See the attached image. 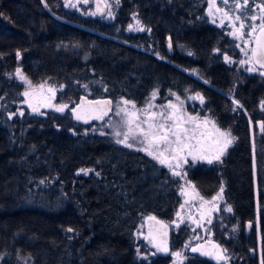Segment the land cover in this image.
<instances>
[{
    "label": "trees",
    "instance_id": "1",
    "mask_svg": "<svg viewBox=\"0 0 264 264\" xmlns=\"http://www.w3.org/2000/svg\"><path fill=\"white\" fill-rule=\"evenodd\" d=\"M213 1L107 0V19L63 0H0V264H172L143 257L140 232L148 216L172 223L180 178L117 143L100 129L106 119L83 125L69 113L81 97L140 107L153 93H198L196 108L234 138L222 159L186 168L203 197L223 188L232 211L221 223L232 228L226 238H170L179 247L192 239L183 264H213L190 252L204 240L225 246L230 264H261L264 131L250 123L264 124V71L249 59L251 45L238 46L239 31L212 19ZM18 77L61 87L67 107L35 111Z\"/></svg>",
    "mask_w": 264,
    "mask_h": 264
},
{
    "label": "rangeland",
    "instance_id": "2",
    "mask_svg": "<svg viewBox=\"0 0 264 264\" xmlns=\"http://www.w3.org/2000/svg\"><path fill=\"white\" fill-rule=\"evenodd\" d=\"M63 1L66 9L79 11L83 10L84 6H87V8L91 9V14L94 15V0ZM103 1L107 7L106 18L111 19V17H113L112 7L107 0ZM260 5V0H248L247 4L244 3V0L242 2L241 0H228V3H224V0H214L209 4V12L212 19L219 26L231 27L233 34L236 30L240 31L238 35V46L243 47V45L245 46L246 44L252 45L260 24L259 21H253L251 17L259 14L258 10ZM238 16L241 18L237 19ZM241 24L244 25L243 28L240 27ZM251 25L257 26L254 32L250 27ZM141 28L142 27L138 26L136 23L131 26L133 31L140 30ZM249 52L251 55L250 49ZM156 56L161 58L159 55ZM189 73L196 74L194 71H190ZM17 80L23 83L25 92L34 90L39 97H43L48 107H67L66 104L58 102L56 98L57 93L62 89L61 87H55L49 81L31 84L25 78L18 77ZM41 85H43V87H41ZM25 92L23 91V102L27 104L30 100L25 95ZM202 104L203 101H201V96L198 93H187L180 97L169 93L162 99H159L156 95L150 96L145 100L144 104L140 107L135 106V108L132 107V103L123 104L122 101H120L112 106L109 114L105 118L106 122L100 126V129L106 131L114 140H123L124 133L128 132L129 129V125H127L125 121L130 117L125 116L123 112H121L120 115H116V111L120 108H124L129 114L135 113V119L131 127L133 129L132 134H135L136 139H131L132 134H130L128 142L133 144L131 148L136 150L141 149L140 151L143 152V154L159 163L160 160L154 157L158 156L160 152H163L161 159H164L165 163H160L161 166L165 168L167 166L168 168L166 169H169L173 174L178 173V175H174L180 178L181 181L179 190L180 201L170 221L172 223L168 225L170 231L169 239L166 243L162 244L153 234L141 231L140 236L147 249V255L143 257L148 258L154 255H168L172 260V264H183L186 259V252L189 250L190 245H192V239L191 241L188 240L185 242L184 246L179 247L178 245H174L170 238H174L181 233L192 234L193 237H210L217 236L222 233V231L224 238H226L228 234L231 233L230 230L232 227L221 223L222 217L230 213L225 210L230 207V205L224 199V194L218 192L213 197H203L199 193L198 188L188 179L187 175V167L195 166L196 164H209V159H211L212 162L217 160L215 156L219 154L220 149L223 147L224 140L217 132V129H219L220 132L230 133L228 130L218 125L214 116L207 112L200 113V106L196 108V105ZM162 112L165 114L164 116L159 115V113ZM153 113L157 115L154 119L149 120ZM169 114H174L180 118V127L184 129L182 132V144L195 146L197 159H193V156L189 154L190 149L188 147H185L183 151H177V145L175 143L171 145L161 143L151 146H149L147 141L140 143L143 137L140 136L137 126L139 125L144 130H147L148 124L144 123V121L149 120V122L154 125L165 124V131H167V128L171 127L174 123L173 120L167 119ZM250 127L251 129H256L254 123H250ZM116 132H120L121 135L116 136ZM231 137L233 136L231 135ZM169 140L175 141V136L169 134ZM232 143L228 145L223 155L220 156V159L227 154ZM165 149L168 150L165 151ZM149 152H152V155H149ZM214 197L218 198L213 199ZM201 206L204 207L203 211L200 210ZM195 211H198V213L195 214ZM192 215L195 216L194 219L191 220L190 217ZM202 215L204 218H202ZM256 234L258 235L257 230ZM186 245L187 247H185ZM221 248L228 259L229 256L227 255L225 246ZM176 252H179L180 255L176 256L174 254Z\"/></svg>",
    "mask_w": 264,
    "mask_h": 264
},
{
    "label": "snow or ice",
    "instance_id": "3",
    "mask_svg": "<svg viewBox=\"0 0 264 264\" xmlns=\"http://www.w3.org/2000/svg\"><path fill=\"white\" fill-rule=\"evenodd\" d=\"M117 3H119V0H117ZM224 3H228V0H224ZM244 3L247 4L248 0H244ZM67 6V5H66ZM74 6V5H73ZM219 10V9H218ZM262 10H264V8H262ZM241 17H237V19H240ZM257 17L252 16L251 19H256ZM262 20V23L258 26L262 31H264V17L260 18ZM241 28L244 27L243 24L240 25ZM252 31L254 32L257 28L256 25H251L250 26ZM141 31H143V29H140ZM256 44L257 47L254 48L252 50L251 53V57L249 58L250 60H254L255 63L259 64L261 68H264V41H261L259 39L256 40ZM189 55H191V53H189ZM17 56H19V52L17 53ZM225 59L227 60L228 57H225ZM248 61H241V63H247ZM249 71H253L254 69H248ZM19 74V73H18ZM260 75L264 76V72H261ZM41 87H43V85H41ZM25 95H27V93H25ZM153 96H155V93H153ZM201 101H203V98L201 97ZM94 103L96 104H110V101H94ZM123 104H129L132 103L131 101L128 100H123L122 101ZM171 106V105H170ZM66 106H60L58 107L56 110L57 111H63V108ZM132 107L135 108V104H132ZM174 107V106H171ZM262 107H264V105H262ZM110 109H105L101 112L100 115L96 116V119H102L104 115H107V112ZM121 112H123L125 114V116H129L130 118L127 119L125 121V123L127 125H129V129L128 132L124 133V138L123 140H117V143H123L126 147H133V144L129 143V139H130V134L133 133V129L131 127L134 119H135V113H131L129 114L127 112L126 109L124 108H120L116 111V115H120ZM22 114V113H21ZM157 114L153 113L152 116L149 118V120L154 119L155 116ZM160 116H164L165 114L159 113ZM77 119H80L79 116H77ZM167 119L169 120H173L174 123L171 127L167 128V131H165L166 125L165 124H159V125H154L152 123L149 122V120H145L144 123L148 124V129L144 130L143 128H141L139 125L137 126V129L139 130V134L140 136L143 137V139L140 141V143H144L145 141H147V143L149 144V146L153 145V144H167V145H171L172 143H175L177 145V151H183L185 147H188L189 150V154L193 156V159H197V155L196 153V148L195 146H190V145H186V144H182V132L184 131V129H182L180 127L179 124V120L180 118L175 116L174 114H169L167 116ZM87 122V121H85ZM261 129L264 130V124H261ZM217 132L219 133V135L221 137L224 138L223 140V147L220 149L219 154H217L215 156V159L219 160L220 156L223 155L224 151L227 149L228 145H230L233 141V137H231L230 133H226V132H220L219 129H217ZM103 135V133H101ZM169 134H171L172 136H175V141H170L169 140ZM121 133L120 132H116V136H120ZM131 139L135 140L136 136L135 134L131 135ZM141 150V149H138ZM168 149H165V151H167ZM149 155H152V152L148 153ZM163 156V152H160L158 156H155V159H159L160 163H165L164 159H161V157ZM202 158V157H200ZM209 163L212 162L211 159L208 160ZM81 171H86V170H81ZM176 175H178V173H174ZM221 193L223 192V188H221ZM218 197H214L213 199H217ZM228 212H231L232 209L230 207L225 209ZM149 219H155L154 217H149ZM68 231H72V229H68ZM187 247V245L185 246ZM160 250V249H158ZM198 249L197 248H192L193 252H196ZM176 256H179L180 253L176 252L174 253ZM203 254V253H202ZM223 258V257H220ZM261 264H264V260L261 261Z\"/></svg>",
    "mask_w": 264,
    "mask_h": 264
},
{
    "label": "water",
    "instance_id": "4",
    "mask_svg": "<svg viewBox=\"0 0 264 264\" xmlns=\"http://www.w3.org/2000/svg\"><path fill=\"white\" fill-rule=\"evenodd\" d=\"M93 7H94V15L96 17H103L106 15L107 7L103 0H94ZM257 39L264 41V31H262L261 29L255 34V37L251 45V53L252 50L257 47L256 44ZM252 63L254 67L257 68L258 70H264V68H261L259 64L255 63L254 60H252ZM25 93H27L26 96L30 100L29 102L30 107H33L35 111H39L40 109H44L47 107L45 99L43 97H39L34 90H29L26 91ZM94 101L111 102V100L107 98L88 99L86 97H81L78 103L69 110V113L71 114L72 119L75 123H79L83 125L89 123L96 124V123H100L104 118L107 117V115L109 114L112 108V102L110 104H96L94 103ZM105 109H110L107 112V115H104L102 119H96L95 117L100 115L101 112ZM77 116H79L80 119H77ZM261 124H263L261 120H257L255 122V127L259 132V134H263L264 131L261 129ZM149 217H154L155 219H149ZM246 225L247 227H249L250 222H248ZM144 231L147 233H152L155 236V238L162 244L168 241L169 231L167 224L155 216H148L144 219ZM192 248H197L198 250L196 252H193ZM190 252L194 256L202 257L213 264L224 263V258H220L223 256L219 252V245L214 240L201 241L193 245L190 249Z\"/></svg>",
    "mask_w": 264,
    "mask_h": 264
},
{
    "label": "flooded vegetation",
    "instance_id": "5",
    "mask_svg": "<svg viewBox=\"0 0 264 264\" xmlns=\"http://www.w3.org/2000/svg\"><path fill=\"white\" fill-rule=\"evenodd\" d=\"M262 8H264V5L263 4H261L260 6H259V14L258 15H256L255 17H257L256 19H252L253 21H259V24H261L262 23V20L260 19V18H262V17H264V10H262ZM233 26V25H232ZM260 30V28L258 27V30H257V32ZM238 31V30H237ZM256 32V33H257ZM238 33H240V31L238 32ZM239 35V34H238ZM262 71H264V70H262ZM48 107V106H47ZM105 119V118H104ZM103 119V120H104ZM102 120V121H103ZM101 121V122H102ZM100 122V123H101ZM91 124H95V123H91ZM85 125H90V123L89 124H85ZM219 193H221V191L219 190L218 191ZM217 192V193H218ZM223 193V192H222ZM216 194V193H215ZM215 194H213L212 196H210V197H213ZM224 197V196H223ZM209 198V197H208ZM200 210L201 211H203L204 210V207L203 206H201L200 207ZM200 211V212H201ZM198 213V211H195V214H197ZM195 216V215H194ZM194 216L192 215L191 217H190V219L192 220V219H194ZM202 218H204V216L202 215ZM248 223V222H247ZM246 223V224H247ZM244 225V234L245 235H250L251 234V230H252V225H251V222H250V225H249V227H247V225ZM167 226H168V224H167ZM168 231H169V226H168ZM170 232V231H169ZM152 234V233H151ZM170 235V234H169ZM168 239H169V237H168ZM218 243V242H217ZM218 245H219V243H218ZM246 251H248V253H249V255H250V257H253L254 256V251H253V248H252V243H250V245L247 247V250ZM219 252H220V254L223 256V258H224V263L223 264H225V263H228V264H230L229 263V260L227 259V256L223 253V251H222V248H221V246L219 245Z\"/></svg>",
    "mask_w": 264,
    "mask_h": 264
}]
</instances>
